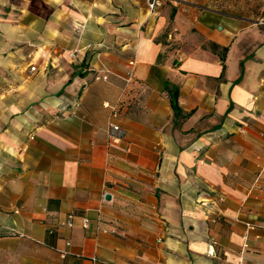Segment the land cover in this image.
Segmentation results:
<instances>
[{
    "label": "crops",
    "instance_id": "obj_1",
    "mask_svg": "<svg viewBox=\"0 0 264 264\" xmlns=\"http://www.w3.org/2000/svg\"><path fill=\"white\" fill-rule=\"evenodd\" d=\"M243 222L264 264V0H0V264H238Z\"/></svg>",
    "mask_w": 264,
    "mask_h": 264
},
{
    "label": "built area",
    "instance_id": "obj_2",
    "mask_svg": "<svg viewBox=\"0 0 264 264\" xmlns=\"http://www.w3.org/2000/svg\"><path fill=\"white\" fill-rule=\"evenodd\" d=\"M147 10L149 11V13H155L156 10L165 2L169 1V0H144ZM34 67L31 66L30 67V71H34ZM107 77L106 76H102V77H95V80H106ZM122 81L124 82V90L126 91V89L134 82V62H129L127 70L125 72V75L121 78ZM117 116V108L113 107L111 109V114L109 117V121H108V128H107V136L111 142L112 145H118L119 142L123 139L124 134L122 132V130L120 129V127L113 123L111 120L116 118ZM128 148L125 149V151H127ZM218 201H223V197L219 196L217 197ZM69 219H71V217H69ZM68 227L72 226V222L69 221L66 224ZM82 225L83 227H87L88 225V220L87 219H83L82 220ZM243 234L241 237L242 240V247L240 250V255H239V261L238 264H244L243 263V254L248 246V236L250 234V232H252L253 230H255V228L257 227L255 224L250 223V222H243ZM66 246H69V242L66 241L65 242ZM66 252L62 251L60 254V257L63 258L65 256ZM208 255L213 254V251L210 249L207 251ZM93 261H96L95 259H93Z\"/></svg>",
    "mask_w": 264,
    "mask_h": 264
},
{
    "label": "trees",
    "instance_id": "obj_3",
    "mask_svg": "<svg viewBox=\"0 0 264 264\" xmlns=\"http://www.w3.org/2000/svg\"><path fill=\"white\" fill-rule=\"evenodd\" d=\"M164 89H165L167 96H168L170 108L173 111V114L175 115V117L179 116L182 119L186 118L188 116V114H182L181 110L178 107V102H177L178 90H177V88L174 86L165 85Z\"/></svg>",
    "mask_w": 264,
    "mask_h": 264
},
{
    "label": "water",
    "instance_id": "obj_4",
    "mask_svg": "<svg viewBox=\"0 0 264 264\" xmlns=\"http://www.w3.org/2000/svg\"><path fill=\"white\" fill-rule=\"evenodd\" d=\"M106 199L108 200L109 199V196H106Z\"/></svg>",
    "mask_w": 264,
    "mask_h": 264
}]
</instances>
